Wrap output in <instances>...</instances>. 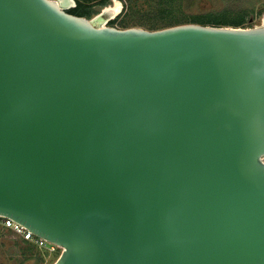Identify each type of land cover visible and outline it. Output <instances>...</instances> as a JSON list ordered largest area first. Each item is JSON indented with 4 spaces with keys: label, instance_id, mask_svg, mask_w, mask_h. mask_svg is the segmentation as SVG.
Wrapping results in <instances>:
<instances>
[{
    "label": "water",
    "instance_id": "obj_1",
    "mask_svg": "<svg viewBox=\"0 0 264 264\" xmlns=\"http://www.w3.org/2000/svg\"><path fill=\"white\" fill-rule=\"evenodd\" d=\"M75 6L0 0V215L54 264H264V26Z\"/></svg>",
    "mask_w": 264,
    "mask_h": 264
},
{
    "label": "rangeland",
    "instance_id": "obj_2",
    "mask_svg": "<svg viewBox=\"0 0 264 264\" xmlns=\"http://www.w3.org/2000/svg\"><path fill=\"white\" fill-rule=\"evenodd\" d=\"M77 5V0H74ZM106 5L101 0L89 2L88 8L92 9L91 14L84 17L93 20L103 12L104 7L111 5L113 0H106ZM123 4L122 12L116 17L106 14L103 19H109L107 26L117 28L141 27L148 30L150 24L164 23L170 19H182L185 24L197 23L193 18L201 14L213 13L220 15L222 24H209L212 26L239 27L244 29L259 27L264 25V0H194L190 7H182V4H175L174 12L170 14L165 6L150 7L145 0H136L132 7L128 0H120ZM76 7V6H75ZM71 7L68 9H72ZM227 21V24H224ZM96 24L100 22L97 19ZM237 23H240L237 25ZM200 24V23H199ZM128 26V27H126ZM61 255V254H60ZM46 263V259L39 255L37 249L32 245L17 239L13 234L0 227V264H54L60 257ZM41 257V258H40Z\"/></svg>",
    "mask_w": 264,
    "mask_h": 264
},
{
    "label": "trees",
    "instance_id": "obj_3",
    "mask_svg": "<svg viewBox=\"0 0 264 264\" xmlns=\"http://www.w3.org/2000/svg\"><path fill=\"white\" fill-rule=\"evenodd\" d=\"M95 0H77V5L76 7L70 9L68 12L77 15V16H84L86 13L91 14L93 11L92 9L88 8V3L93 2ZM136 0H128L130 2V7H132ZM194 0H145L146 3L150 5V7H155V6H165L167 7V11L172 14L174 12V5L175 4H182V7H190L192 5V2ZM102 4L106 5V0H101ZM155 5V6H154ZM220 15H215L211 12L206 13V14H201L198 15L197 17H194L193 20L194 22L204 24V25H209V24H222L221 19L219 18ZM187 22H184L182 19H170L169 21H166L164 23H155L150 24V29L157 30V29H162L170 26H175V25H180V24H185ZM224 24H227V21H224ZM240 23H237L239 25ZM128 27V26H126ZM41 258V257H40Z\"/></svg>",
    "mask_w": 264,
    "mask_h": 264
},
{
    "label": "built area",
    "instance_id": "obj_4",
    "mask_svg": "<svg viewBox=\"0 0 264 264\" xmlns=\"http://www.w3.org/2000/svg\"><path fill=\"white\" fill-rule=\"evenodd\" d=\"M0 227L4 230L10 231L17 239H21L22 241L31 244L35 249H37L39 255L46 259V263L55 259L56 255H60L63 251L61 246L38 237L18 222L1 215Z\"/></svg>",
    "mask_w": 264,
    "mask_h": 264
},
{
    "label": "bare ground",
    "instance_id": "obj_5",
    "mask_svg": "<svg viewBox=\"0 0 264 264\" xmlns=\"http://www.w3.org/2000/svg\"><path fill=\"white\" fill-rule=\"evenodd\" d=\"M58 3L61 5L62 1H58ZM122 9H123L122 2L120 0H113V3L111 5L109 4L105 6L103 12L97 15L93 20H91V22L96 24L95 21L97 19H100V22H98L96 25H98L99 27H106L108 25L109 19L108 18L103 19V16L109 14L111 18L112 17L114 18L122 12Z\"/></svg>",
    "mask_w": 264,
    "mask_h": 264
},
{
    "label": "crops",
    "instance_id": "obj_6",
    "mask_svg": "<svg viewBox=\"0 0 264 264\" xmlns=\"http://www.w3.org/2000/svg\"><path fill=\"white\" fill-rule=\"evenodd\" d=\"M23 242H25V241H23ZM25 243H27V242H25ZM27 244H29V243H27ZM29 245H31V244H29Z\"/></svg>",
    "mask_w": 264,
    "mask_h": 264
}]
</instances>
